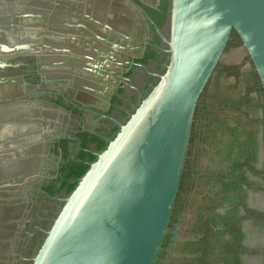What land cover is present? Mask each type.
Instances as JSON below:
<instances>
[{
  "label": "flooded vegetation",
  "instance_id": "obj_1",
  "mask_svg": "<svg viewBox=\"0 0 264 264\" xmlns=\"http://www.w3.org/2000/svg\"><path fill=\"white\" fill-rule=\"evenodd\" d=\"M168 8L169 0H0V264L32 263L71 174L88 168L157 83ZM262 156L259 148L258 163ZM195 191L157 264L196 257L181 250L201 237L192 233L203 216ZM245 204L262 212L264 195L247 192ZM241 230L243 247L262 248L263 230ZM239 258L262 264L258 254Z\"/></svg>",
  "mask_w": 264,
  "mask_h": 264
},
{
  "label": "water",
  "instance_id": "obj_2",
  "mask_svg": "<svg viewBox=\"0 0 264 264\" xmlns=\"http://www.w3.org/2000/svg\"><path fill=\"white\" fill-rule=\"evenodd\" d=\"M157 83L77 180L31 264H154L199 95L238 35L264 92V0H169Z\"/></svg>",
  "mask_w": 264,
  "mask_h": 264
},
{
  "label": "trees",
  "instance_id": "obj_3",
  "mask_svg": "<svg viewBox=\"0 0 264 264\" xmlns=\"http://www.w3.org/2000/svg\"><path fill=\"white\" fill-rule=\"evenodd\" d=\"M241 46L238 35L231 30L224 53ZM246 65L249 68L243 70ZM220 78L232 80L230 89L242 87L236 98L209 91L211 84L218 87ZM220 115L223 118L218 119ZM217 133L225 137L226 141L217 139ZM216 144L219 145L216 155L220 158L216 168L199 170L197 159L202 147L214 149ZM259 148L263 155L260 163L257 161ZM86 169L71 174L74 181L68 187V193ZM199 185L205 191L199 207L203 216L200 213V225L194 227L192 233L201 237L196 242L183 245L185 248L181 249L184 250L182 252L196 256L184 260L185 264H241V254H258L264 264V243L258 251L241 245L244 237L242 222H251L264 231V211L250 209L245 204L247 192L264 195V92L247 55L236 65H223L219 61L197 99L167 231L177 223L187 199ZM225 204V213H217L216 210ZM225 236H228L227 240H223ZM170 240L171 235L166 232L154 264H157ZM212 240L216 246L212 245ZM220 248L224 249L225 254L230 253V260L221 257L219 252L214 255L213 250Z\"/></svg>",
  "mask_w": 264,
  "mask_h": 264
},
{
  "label": "rangeland",
  "instance_id": "obj_4",
  "mask_svg": "<svg viewBox=\"0 0 264 264\" xmlns=\"http://www.w3.org/2000/svg\"><path fill=\"white\" fill-rule=\"evenodd\" d=\"M246 56V52L242 49H234L229 50L224 53L223 57L220 59L221 64L223 65H236L238 64L244 57ZM249 68L248 65H246L243 70H247ZM232 80L231 79H225L220 78L217 85L218 87L215 88L214 84L210 85L209 91L210 92H217L222 95H225L230 98H236L241 92L242 87L236 89H230L229 86L231 85ZM255 114V113H254ZM231 115V114H230ZM223 118L222 115L218 117V119ZM231 118V117H230ZM233 119V118H232ZM221 138V141H226L225 137H222L220 133H217V139ZM219 148V145L216 144L214 149L208 148V147H202L201 153L198 156L197 159V166L199 170H205V169H214L217 166L218 161H220V158L216 155V149ZM203 186L199 185L194 193L193 200L197 202L202 196L203 192Z\"/></svg>",
  "mask_w": 264,
  "mask_h": 264
}]
</instances>
